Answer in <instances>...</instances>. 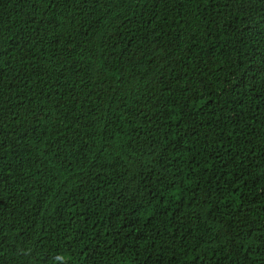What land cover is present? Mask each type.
<instances>
[{"label": "trees", "instance_id": "trees-1", "mask_svg": "<svg viewBox=\"0 0 264 264\" xmlns=\"http://www.w3.org/2000/svg\"><path fill=\"white\" fill-rule=\"evenodd\" d=\"M0 264H264V0H0Z\"/></svg>", "mask_w": 264, "mask_h": 264}]
</instances>
